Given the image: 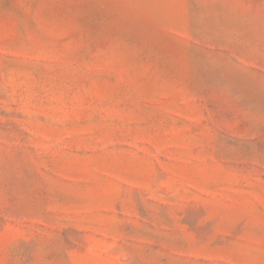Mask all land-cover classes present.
<instances>
[{
  "label": "rangeland",
  "instance_id": "obj_1",
  "mask_svg": "<svg viewBox=\"0 0 264 264\" xmlns=\"http://www.w3.org/2000/svg\"><path fill=\"white\" fill-rule=\"evenodd\" d=\"M0 264H264V0H0Z\"/></svg>",
  "mask_w": 264,
  "mask_h": 264
}]
</instances>
